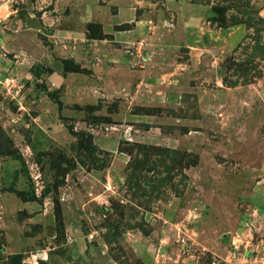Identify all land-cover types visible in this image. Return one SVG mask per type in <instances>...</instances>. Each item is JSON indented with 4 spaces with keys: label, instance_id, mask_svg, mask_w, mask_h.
Segmentation results:
<instances>
[{
    "label": "rangeland",
    "instance_id": "374dc122",
    "mask_svg": "<svg viewBox=\"0 0 264 264\" xmlns=\"http://www.w3.org/2000/svg\"><path fill=\"white\" fill-rule=\"evenodd\" d=\"M0 264H264V0H0Z\"/></svg>",
    "mask_w": 264,
    "mask_h": 264
},
{
    "label": "crops",
    "instance_id": "0c3cea01",
    "mask_svg": "<svg viewBox=\"0 0 264 264\" xmlns=\"http://www.w3.org/2000/svg\"><path fill=\"white\" fill-rule=\"evenodd\" d=\"M247 33V30L244 26L241 25H233L227 28L222 29V31L211 29L207 26L203 28V31H201V47H198V51L195 50L196 47H190L189 52L191 53L192 57H201L200 61H196L195 67L198 69H201V73H207V71L215 72L216 71V77H215V83H220L219 76H221V71L218 70V66H215V62H217L218 57L215 55L214 49H212V44H218L222 43L224 45H227L229 48H234L235 45H237L238 42L244 38L245 34ZM221 40V41H220ZM194 52V53H192ZM199 63V66H198ZM217 64V63H216ZM182 67L184 64H181ZM189 65V64H188ZM190 66V65H189ZM182 73V70H180ZM190 75L193 76V73ZM256 83L259 84L260 79L256 78ZM226 89H236L237 86L230 88V87H224Z\"/></svg>",
    "mask_w": 264,
    "mask_h": 264
},
{
    "label": "trees",
    "instance_id": "16d2710c",
    "mask_svg": "<svg viewBox=\"0 0 264 264\" xmlns=\"http://www.w3.org/2000/svg\"><path fill=\"white\" fill-rule=\"evenodd\" d=\"M55 101L58 103V107L60 108L61 107L60 106L61 105L60 100H58V99L55 98ZM14 158L15 159H20L22 161V156H21V154L19 152H17V154L14 156Z\"/></svg>",
    "mask_w": 264,
    "mask_h": 264
}]
</instances>
